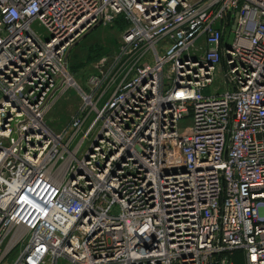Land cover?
I'll list each match as a JSON object with an SVG mask.
<instances>
[{"label":"built area","instance_id":"1","mask_svg":"<svg viewBox=\"0 0 264 264\" xmlns=\"http://www.w3.org/2000/svg\"><path fill=\"white\" fill-rule=\"evenodd\" d=\"M120 19L77 79L70 49ZM236 254L264 264V0H0V264Z\"/></svg>","mask_w":264,"mask_h":264},{"label":"rangeland","instance_id":"2","mask_svg":"<svg viewBox=\"0 0 264 264\" xmlns=\"http://www.w3.org/2000/svg\"><path fill=\"white\" fill-rule=\"evenodd\" d=\"M121 25L118 21L114 25L101 26L93 30L86 37L78 41L68 53V63L71 72L77 79H84L93 71V63L103 54L113 53L121 37ZM80 103V98L75 90H70L54 106L48 115V124L56 131H61L70 124L71 117ZM90 122V121H89ZM87 123V125L89 124ZM188 119L183 121L185 128ZM183 132L186 131L182 129ZM60 264H67L61 262Z\"/></svg>","mask_w":264,"mask_h":264},{"label":"trees","instance_id":"3","mask_svg":"<svg viewBox=\"0 0 264 264\" xmlns=\"http://www.w3.org/2000/svg\"><path fill=\"white\" fill-rule=\"evenodd\" d=\"M118 24L121 25V29L124 30L125 29V23L123 22V20H118ZM97 29V28H96ZM95 29V30H96ZM94 30V31H95ZM235 264H244V260L242 258V256L240 254H236V258H235Z\"/></svg>","mask_w":264,"mask_h":264},{"label":"water","instance_id":"4","mask_svg":"<svg viewBox=\"0 0 264 264\" xmlns=\"http://www.w3.org/2000/svg\"><path fill=\"white\" fill-rule=\"evenodd\" d=\"M98 27H99V25L95 26L92 30H90L89 32H87V33L82 37V39H83L84 37H86L89 33H91L93 30H95V29L98 28Z\"/></svg>","mask_w":264,"mask_h":264}]
</instances>
